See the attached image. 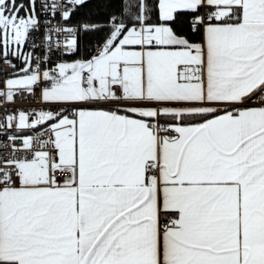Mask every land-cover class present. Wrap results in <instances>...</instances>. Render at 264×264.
<instances>
[{
	"label": "snow or ice",
	"instance_id": "obj_1",
	"mask_svg": "<svg viewBox=\"0 0 264 264\" xmlns=\"http://www.w3.org/2000/svg\"><path fill=\"white\" fill-rule=\"evenodd\" d=\"M0 65V264H264V0H0Z\"/></svg>",
	"mask_w": 264,
	"mask_h": 264
},
{
	"label": "built area",
	"instance_id": "obj_2",
	"mask_svg": "<svg viewBox=\"0 0 264 264\" xmlns=\"http://www.w3.org/2000/svg\"><path fill=\"white\" fill-rule=\"evenodd\" d=\"M0 68H2L3 72H8L10 69L6 65H0ZM19 102V101H18Z\"/></svg>",
	"mask_w": 264,
	"mask_h": 264
}]
</instances>
